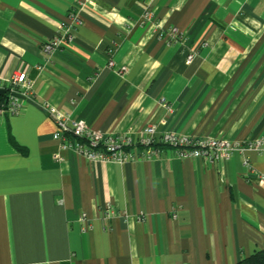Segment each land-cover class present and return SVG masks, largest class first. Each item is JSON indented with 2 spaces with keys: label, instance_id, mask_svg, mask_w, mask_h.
I'll list each match as a JSON object with an SVG mask.
<instances>
[{
  "label": "crops",
  "instance_id": "1",
  "mask_svg": "<svg viewBox=\"0 0 264 264\" xmlns=\"http://www.w3.org/2000/svg\"><path fill=\"white\" fill-rule=\"evenodd\" d=\"M23 71L22 111L0 123V264H237L264 251V153L211 162L163 145L153 160L89 161L46 111L135 139L155 125L264 140V0H0V86Z\"/></svg>",
  "mask_w": 264,
  "mask_h": 264
},
{
  "label": "built area",
  "instance_id": "2",
  "mask_svg": "<svg viewBox=\"0 0 264 264\" xmlns=\"http://www.w3.org/2000/svg\"><path fill=\"white\" fill-rule=\"evenodd\" d=\"M153 14L146 13L144 19L152 20ZM70 34L66 30V35ZM163 34V33H162ZM169 40L180 41L182 33L173 28L168 34ZM65 44L62 38H53L43 45V52L52 54L57 48ZM193 58L189 57V61ZM111 64H113L111 62ZM0 82L2 79L0 78ZM6 90V101L0 100V123L4 115H18L22 111L23 100L14 94L19 93L27 97L31 86L26 72H19L7 86H0ZM1 98V97H0ZM46 111L58 126L56 138L63 141L64 146L74 147L89 161H113L117 163L135 162L140 160H153L160 154V147L165 145L174 149L181 159H206L211 162H226L235 153H245L252 150L264 153V140L229 141L217 138L195 139L174 131L157 135L155 125L146 126L138 138L128 135H106L90 130L84 123L69 122L68 117L56 108L46 105ZM249 161H247V164ZM264 181V177L261 179ZM111 211L109 215L111 216Z\"/></svg>",
  "mask_w": 264,
  "mask_h": 264
},
{
  "label": "trees",
  "instance_id": "3",
  "mask_svg": "<svg viewBox=\"0 0 264 264\" xmlns=\"http://www.w3.org/2000/svg\"><path fill=\"white\" fill-rule=\"evenodd\" d=\"M2 102L6 101V97H1ZM237 264H264V251L257 252L252 256L241 260Z\"/></svg>",
  "mask_w": 264,
  "mask_h": 264
},
{
  "label": "water",
  "instance_id": "4",
  "mask_svg": "<svg viewBox=\"0 0 264 264\" xmlns=\"http://www.w3.org/2000/svg\"><path fill=\"white\" fill-rule=\"evenodd\" d=\"M5 94H6V90H4V89H0V97L4 96ZM14 95H15L17 98H19V99H22V100H25V99H26L25 96H23V95H21V94H19V93H15Z\"/></svg>",
  "mask_w": 264,
  "mask_h": 264
}]
</instances>
